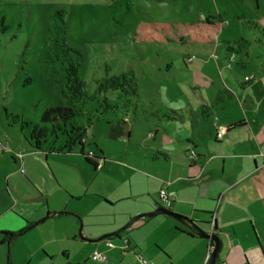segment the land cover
<instances>
[{"label":"rangeland","instance_id":"374dc122","mask_svg":"<svg viewBox=\"0 0 264 264\" xmlns=\"http://www.w3.org/2000/svg\"><path fill=\"white\" fill-rule=\"evenodd\" d=\"M56 11L62 14L65 34L49 30ZM209 17L222 22L215 45L136 44L132 39L133 27L141 21L195 22ZM251 22L264 29V0H0V231L36 222L47 214L46 206L50 214L66 213L51 215L30 229L26 240L34 242L39 231L46 236L49 232L64 234L71 228L78 231L80 225L83 229L87 221L101 218L97 215L103 198L128 193L130 177L133 192L144 189L151 203L160 180L176 178L169 187L176 191L185 182L181 178L186 171L182 169L185 155L191 159L185 150L194 143L196 152H204L202 141L208 125L201 118L202 106L217 110L221 99L237 101L235 95L242 94L243 82L254 81L241 105L256 130V121L264 114V52L258 44L259 31ZM63 37L81 53L78 77L86 83L90 96L99 79L127 71L137 79L135 99L110 91L105 96L111 108L106 111L103 96L82 104L92 119L86 130L88 139L83 138L84 149L103 153H92L94 160L101 163L104 159L95 173L80 167L84 162L78 147L64 151L62 157H46L41 152H25L23 136L18 135L21 121L28 138L36 137L40 128L47 130L40 139L45 152L52 145L64 144L66 135L55 136L51 124L40 122L45 107L69 105L67 60L78 56L61 50ZM212 116L218 119V114ZM86 118H80L84 124ZM124 119L127 128L131 126L128 140L126 136L110 140L105 123ZM80 133L78 130L73 137L79 138ZM262 150L257 160L260 171L246 179L241 178L242 171L237 173L230 188L221 183L227 200L229 196L237 199L227 206L223 201L220 208L240 220L250 236L254 229L264 251V147ZM159 151L168 155L166 163ZM224 159L216 158L207 168L218 164L215 170L221 175ZM239 163L246 170L251 166L247 160ZM10 184L18 188H10ZM130 204L122 202L115 209ZM39 260L40 252L27 253L24 241L11 248L0 246V264H40Z\"/></svg>","mask_w":264,"mask_h":264},{"label":"crops","instance_id":"0c3cea01","mask_svg":"<svg viewBox=\"0 0 264 264\" xmlns=\"http://www.w3.org/2000/svg\"><path fill=\"white\" fill-rule=\"evenodd\" d=\"M258 44L264 52L262 39H258ZM253 83L254 81L243 82L242 94L235 95L237 101L228 99L227 102H224L221 99L220 109L213 110L208 104L202 106V112L205 114L201 113V118L208 125L207 137L202 141L204 152H196L194 143H191V147L185 150V152L193 150L195 155L190 160L185 155V163H182V169L185 168L186 171L181 177L185 181L183 185L181 184L174 191L169 187L173 185L176 178L166 181L160 180L161 185L156 193V198L151 203L147 195H144V189L138 191L139 193L133 192L130 177L128 178L130 189L128 193L116 199H112L110 196H107L108 199L103 198L101 213L97 215L101 218L87 221L83 226L82 234L88 239L97 238L119 228L136 214L153 210L159 205L164 206L159 201L158 192L161 188H166L171 198V205L168 209L189 216L206 230L210 229V223L214 221L217 228L223 233V248L219 256V264H261V261H264V251L254 229H252L253 236H250V233L242 227L240 220H237L229 210L221 211L220 208L224 203L223 201L226 200L225 206H227L231 202L232 204L236 202L237 199L236 196H229L230 199L227 200L225 187L221 185L222 182L227 184L226 188H230L229 183L236 182L234 179L237 173L242 171L243 177L241 178L246 179L253 176L257 170H261L257 160L263 154L264 114L259 121H256L255 130L254 125H251L245 118L247 109L241 105L246 100L248 90L252 91ZM253 96L256 97L255 93ZM247 106L249 105L247 104ZM213 113L214 115L218 114V119L215 117L218 120V128L216 127V119L212 116ZM236 123L240 124L230 127ZM127 126L125 121V133ZM130 127L127 128L129 135L131 134ZM219 130L221 131L218 133ZM154 134H151V138L154 137ZM129 135L124 134L120 139L126 136L128 140ZM194 137L196 136L194 135ZM23 148L27 153H35L31 145L26 142ZM157 154L163 163L169 160L166 153L159 151ZM216 158H225L220 164L221 175H218L215 170L218 164L216 167L207 168L209 163ZM244 160L251 162L249 170H246L243 164L239 163ZM233 162H235L234 166ZM76 163L78 164V162ZM101 163H104V159ZM80 167L90 173L97 171L85 163ZM147 171L151 173V171ZM8 186L10 188L15 187L11 184ZM55 187L60 188L58 180ZM88 196L90 195L83 197ZM244 198L246 200L247 196ZM70 199L78 201L80 197L70 196ZM126 201L131 203L128 207L120 211L115 209L116 205ZM218 202L219 205L214 209L213 204L215 206ZM46 211L49 213L48 206H46ZM30 222L27 221L24 225H18V227L8 230L10 233H16L31 225ZM37 225L20 234L10 236L8 240L4 239L0 246L7 245L11 248L18 241H24L27 253L40 252V264H141L138 259L139 255L147 259L150 264H204L210 243L208 239L197 236L190 229L165 214L140 218L120 234L105 237L99 241L81 239L75 228L67 230L64 234L49 232L46 236H41L39 231V236L33 239L34 242L26 240L32 228ZM2 232L7 231H0V239L3 238ZM125 238L127 244H124ZM106 239L110 240L114 247L108 248L104 242ZM123 245H127L125 249L122 248ZM94 250L104 253L106 260H94L91 257ZM12 258L11 252V257L8 258L9 263Z\"/></svg>","mask_w":264,"mask_h":264},{"label":"trees","instance_id":"16d2710c","mask_svg":"<svg viewBox=\"0 0 264 264\" xmlns=\"http://www.w3.org/2000/svg\"><path fill=\"white\" fill-rule=\"evenodd\" d=\"M60 20L62 23H59ZM259 31V39H262L264 46V29L260 27L258 23H252ZM222 22L216 21L211 17L204 19V21L195 22H157V21H141L138 22L132 30V39L136 44H187V45H214L221 32ZM49 30L54 32L56 30H61L64 34V22L62 21V14L59 11L55 12L54 22L50 24ZM229 45V43H227ZM229 50H232L227 46ZM61 50L66 54L68 52H74L78 59L69 58L67 60V67L65 72L66 84L69 90V105H55L48 106L43 109L40 115V122L44 124H51V132L55 136L60 133L61 135H66L63 145L49 147L47 152L41 148L40 139L47 134L45 128H40L36 134V137L28 138L27 135L23 133L21 128L22 123L20 121L19 125V136H23L24 142L31 145L32 150L36 152H41L46 157L49 155L64 156L66 152L78 147L80 155L83 156V162L94 168L95 170L101 165L99 160H94L92 155L85 151L83 143V138H87L86 130H88L89 125L92 123L91 116L89 112L83 111L82 104L85 100H91L97 98L98 96H103V108L108 110L111 105L106 99V94L110 91H118L121 95L125 97L137 98L138 88L137 79L134 77L131 71L121 72L118 75H113L111 77H106L97 80V88L93 96L88 94L87 85L85 82L78 77V68L80 66L81 53L71 46H68L65 38L63 37V44ZM250 82V81H248ZM102 106V105H100ZM86 113V114H85ZM205 114V112H202ZM87 116L86 122L80 119L82 116ZM6 116V115H5ZM70 124L69 128L67 125ZM240 123L231 125L233 127ZM80 131V137L74 138L73 134ZM104 132L107 134L108 138L113 141L119 140L124 134L129 135V131L125 133V121L116 122H106ZM18 136V137H19ZM21 136V137H22ZM75 149V148H74ZM92 152V151H91ZM98 155H102V151L98 149L97 152H92ZM102 159V158H101ZM103 160V159H102ZM27 227L19 230L16 233L2 232L3 238L0 239V243L11 236H15L19 233L24 232Z\"/></svg>","mask_w":264,"mask_h":264},{"label":"water","instance_id":"95a60500","mask_svg":"<svg viewBox=\"0 0 264 264\" xmlns=\"http://www.w3.org/2000/svg\"><path fill=\"white\" fill-rule=\"evenodd\" d=\"M62 213H66V212H64V211H56V212H53L52 214L47 213L42 218H40L36 222H34L31 225H29L27 227V229L37 225L39 222L49 218L51 215L62 214ZM157 214L168 215V216L172 217L174 220H176L177 222H179L180 224H182L183 226H185L188 229H190L197 236H200L202 238L208 239L210 243H209V247H208L206 261L204 262V264H219V256H220V252H221V250L223 248V235H222L223 233L217 228L215 222L211 221L210 229L206 230L202 225H200L198 222H196V220L190 218L189 216H185V215L176 213V212H174V211H172V210H170L168 208H165L162 205L157 206L153 210L141 212L139 214H136V215L130 217L119 228H117V229H115L113 231H110L108 233H105V234H103V235H101V236H99L97 238L88 239L87 237H85L82 234V225H80V227H79V229L77 231V235L81 239L99 241V240H101V239H103L105 237H109V236H114V235L120 234L122 231L127 229L130 225H132L136 220H138L140 218H144V217L150 218V217L155 216Z\"/></svg>","mask_w":264,"mask_h":264},{"label":"built area","instance_id":"2783aa9c","mask_svg":"<svg viewBox=\"0 0 264 264\" xmlns=\"http://www.w3.org/2000/svg\"><path fill=\"white\" fill-rule=\"evenodd\" d=\"M190 60V59H189ZM221 130L218 131V133L220 132ZM89 155H92V152L89 151L88 152ZM189 154H190V158H193L195 153L193 150H190L189 151ZM158 197H159V201L164 205L165 208H168L170 205H171V198H170V194L169 192L166 190V188H161L158 192ZM124 244H127V239L125 238L124 240ZM105 242V245L108 247V248H112L114 247V244L106 239L104 240ZM127 245H123L122 248H126ZM91 257L94 259V260H99V261H104L106 260V256L104 253L98 251V250H94L91 254ZM138 259L140 261L141 264H150V262L145 259L144 257L142 256H138Z\"/></svg>","mask_w":264,"mask_h":264}]
</instances>
